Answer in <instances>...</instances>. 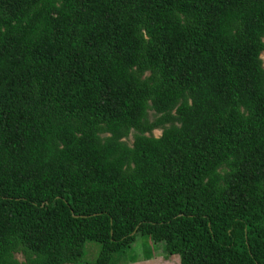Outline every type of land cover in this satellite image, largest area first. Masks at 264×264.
I'll use <instances>...</instances> for the list:
<instances>
[{"label": "trees", "instance_id": "16d2710c", "mask_svg": "<svg viewBox=\"0 0 264 264\" xmlns=\"http://www.w3.org/2000/svg\"><path fill=\"white\" fill-rule=\"evenodd\" d=\"M144 236L264 264V0H0V264Z\"/></svg>", "mask_w": 264, "mask_h": 264}, {"label": "rangeland", "instance_id": "374dc122", "mask_svg": "<svg viewBox=\"0 0 264 264\" xmlns=\"http://www.w3.org/2000/svg\"><path fill=\"white\" fill-rule=\"evenodd\" d=\"M160 131H155L154 135L159 136ZM146 243L149 247H151L150 240L147 237H137L135 241L132 243L129 252L127 254V257L129 258V255H134L135 260L131 262L129 259L126 262H122L120 264H180V257L179 255L173 254L170 255V257H167L165 259L164 257H161V254L159 256L154 255L149 260L144 259V251L146 249ZM99 251V246L97 243L88 242L86 244V250L84 253L83 258L79 262L80 264H91V262L96 258V255ZM161 252V251H160ZM16 258L20 261H22V257L20 255H16Z\"/></svg>", "mask_w": 264, "mask_h": 264}]
</instances>
